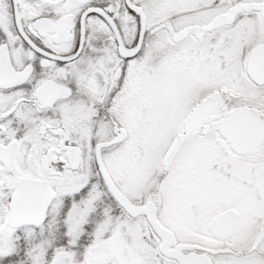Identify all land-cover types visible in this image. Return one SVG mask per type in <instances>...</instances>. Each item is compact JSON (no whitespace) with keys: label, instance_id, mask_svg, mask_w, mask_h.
<instances>
[{"label":"snow or ice","instance_id":"snow-or-ice-1","mask_svg":"<svg viewBox=\"0 0 264 264\" xmlns=\"http://www.w3.org/2000/svg\"><path fill=\"white\" fill-rule=\"evenodd\" d=\"M0 264H264V0H0Z\"/></svg>","mask_w":264,"mask_h":264}]
</instances>
